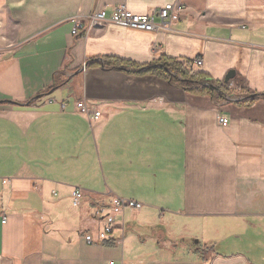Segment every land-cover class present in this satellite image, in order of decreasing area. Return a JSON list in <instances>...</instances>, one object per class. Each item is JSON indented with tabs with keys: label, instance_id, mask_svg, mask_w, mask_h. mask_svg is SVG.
<instances>
[{
	"label": "crops",
	"instance_id": "obj_1",
	"mask_svg": "<svg viewBox=\"0 0 264 264\" xmlns=\"http://www.w3.org/2000/svg\"><path fill=\"white\" fill-rule=\"evenodd\" d=\"M168 4L185 12L166 31L71 36L78 16ZM163 60L207 83L233 73L230 94L133 74ZM263 95L264 0H0V264H264ZM114 198L142 208L87 244Z\"/></svg>",
	"mask_w": 264,
	"mask_h": 264
},
{
	"label": "built area",
	"instance_id": "obj_2",
	"mask_svg": "<svg viewBox=\"0 0 264 264\" xmlns=\"http://www.w3.org/2000/svg\"><path fill=\"white\" fill-rule=\"evenodd\" d=\"M185 12V8L180 5L168 4L159 10L147 14V15H134L129 12L124 6H117L111 10L109 14L105 10L94 11L84 16H78L72 19L71 36L75 39H85L95 30H101L109 25L128 28L135 31L151 33L156 31H166L170 25L180 21ZM241 29H245L241 26ZM192 65L200 67L202 65L201 60H194ZM86 65L83 69L85 70ZM210 84L212 82H209ZM205 82L204 86L210 84ZM221 87L230 88L228 83H218ZM48 104H56L61 112L66 109V102H56L55 100H47ZM75 109L78 114L87 118L89 122H96L101 118V112L95 108L86 106L83 101H79L75 104ZM216 124L219 127H226L228 120L221 116L216 115ZM81 192L79 189L72 191L71 205L73 208H79L81 204ZM142 205L133 201L122 200L114 198L111 204L107 208H95L91 212V218L97 222L101 227L98 230L96 236L87 234L83 236L85 242L89 245H102L110 242L112 233L114 230L123 229L122 217L124 212L129 210H140ZM2 224H5V218L2 220ZM108 264H115L109 262Z\"/></svg>",
	"mask_w": 264,
	"mask_h": 264
},
{
	"label": "trees",
	"instance_id": "obj_3",
	"mask_svg": "<svg viewBox=\"0 0 264 264\" xmlns=\"http://www.w3.org/2000/svg\"><path fill=\"white\" fill-rule=\"evenodd\" d=\"M107 63L114 69L122 71H127L126 67L129 66L128 63L115 59H108ZM151 66H153L154 68L150 69ZM151 66L137 68V70H133V74L137 76L152 75L165 79L167 81L177 80L181 85L186 86L185 88L183 87L185 91H189L190 93L194 94L206 93V89L203 84L207 82V80L204 81L199 73H195L193 72V70H190L189 62L178 64L175 61L163 60L161 61V63L153 64ZM157 66H161L163 68H157ZM212 84L211 87L215 89V91L220 92L223 97L227 94H230V90L228 88H222L218 83ZM211 91L214 93L213 90Z\"/></svg>",
	"mask_w": 264,
	"mask_h": 264
},
{
	"label": "water",
	"instance_id": "obj_4",
	"mask_svg": "<svg viewBox=\"0 0 264 264\" xmlns=\"http://www.w3.org/2000/svg\"><path fill=\"white\" fill-rule=\"evenodd\" d=\"M151 68H154L153 66H151L150 67V69ZM157 68H163V67H161V66H157ZM149 69V68H148ZM232 77H233V73H229L226 77H225V79H224V82L226 83V82H228L230 79H232ZM213 89V88H212ZM213 91H215V89H213ZM258 96L257 95H253V96H250V98L249 99H251V100H253V99H255V98H257Z\"/></svg>",
	"mask_w": 264,
	"mask_h": 264
}]
</instances>
